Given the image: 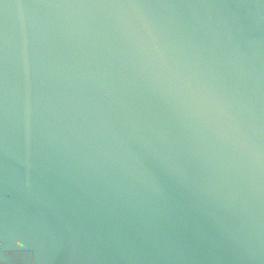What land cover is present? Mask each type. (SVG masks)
<instances>
[{
    "label": "water",
    "instance_id": "obj_1",
    "mask_svg": "<svg viewBox=\"0 0 264 264\" xmlns=\"http://www.w3.org/2000/svg\"><path fill=\"white\" fill-rule=\"evenodd\" d=\"M0 264H264V0H0Z\"/></svg>",
    "mask_w": 264,
    "mask_h": 264
}]
</instances>
